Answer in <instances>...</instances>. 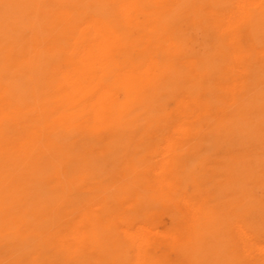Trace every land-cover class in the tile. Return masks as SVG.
I'll return each mask as SVG.
<instances>
[{
    "label": "bare ground",
    "instance_id": "obj_1",
    "mask_svg": "<svg viewBox=\"0 0 264 264\" xmlns=\"http://www.w3.org/2000/svg\"><path fill=\"white\" fill-rule=\"evenodd\" d=\"M0 264H264V0H0Z\"/></svg>",
    "mask_w": 264,
    "mask_h": 264
}]
</instances>
